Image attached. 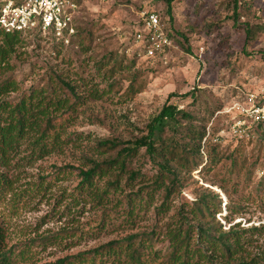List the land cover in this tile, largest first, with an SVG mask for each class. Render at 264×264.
<instances>
[{
    "label": "rangeland",
    "instance_id": "374dc122",
    "mask_svg": "<svg viewBox=\"0 0 264 264\" xmlns=\"http://www.w3.org/2000/svg\"><path fill=\"white\" fill-rule=\"evenodd\" d=\"M239 11L237 19L230 0H176L171 8L163 0H82L77 24L91 36L60 47L22 35L12 70L0 74V80L12 76L19 83L5 101L14 107L31 91H45L47 101L68 99L74 105L50 108L54 123L62 125L60 142L50 152H41L35 145L39 136L31 133L7 165H0L10 182L0 199V216L18 264H54L153 231L154 249L165 252L164 233L184 223L197 225L192 210L202 198L210 201L224 232L238 233L243 250L235 261L264 264V125L242 140L233 129L235 102L264 89V0H242ZM152 14L163 31L159 48L144 31ZM235 23L251 25L254 38ZM135 75L145 88L132 96L127 91ZM167 104L193 117L189 125L182 121L180 130L200 129L206 136L199 155L192 149L195 141L183 138L191 162L172 163L178 185L165 211L157 209L170 180L166 174L165 184L158 180L162 159L145 149L127 159L125 172L112 165L105 176H96L100 190L117 179L121 190L110 188L100 201L83 195L80 170H89L92 162L107 164L124 147L100 143L142 137ZM161 134L166 141L173 137L172 125ZM195 161L202 165L194 168ZM131 172L138 175L130 179Z\"/></svg>",
    "mask_w": 264,
    "mask_h": 264
},
{
    "label": "trees",
    "instance_id": "16d2710c",
    "mask_svg": "<svg viewBox=\"0 0 264 264\" xmlns=\"http://www.w3.org/2000/svg\"><path fill=\"white\" fill-rule=\"evenodd\" d=\"M82 4V0H78ZM168 7L176 0H163ZM234 10V16L240 17V8L242 0H230ZM1 5V0H0ZM169 13L171 10L169 9ZM237 22V20H236ZM79 24V23H78ZM243 27L246 30L247 37L251 40L254 38V31L248 23L243 25L234 24ZM77 42L85 34L91 36V31L81 28L78 25ZM21 33L3 34L0 33V74H6L12 70L11 59L17 53L18 48L22 44ZM37 38L53 41L60 47H66L53 37H45L42 34H34ZM90 38V37H89ZM76 42V41H75ZM189 51V50H188ZM118 63L114 65L113 68ZM115 69H112V72ZM110 71V70H109ZM58 82L67 88L70 93L77 97L75 89L69 84L62 81L56 76ZM138 75L133 76L132 83L128 89L130 95L140 93L145 84H139ZM19 90V83L12 76L4 80H0V114L7 113L4 118L0 115V165L6 166L8 157L20 146L21 141L31 133L37 134L35 145L40 147L41 152L48 153L49 149L58 144L62 125L54 123L56 118L51 117L50 108L53 110L73 109V105H69L68 99H58L56 101H47L48 95L45 91H31L28 96H24L21 102L14 107H10L5 101V97ZM191 94V93H189ZM186 96V95H184ZM193 96V94H192ZM78 99V98H77ZM193 117L186 111L179 109L176 105H165L157 117L147 126L145 134L134 140L122 142L119 140H105L100 144L111 149L118 148L122 145V149L118 152L114 159L108 161L107 164H99L92 162L93 166L87 170H80L82 182L79 185L83 195L91 196L99 201L110 192L113 188L115 192L121 190L119 180L111 182L105 190H100L95 182L98 175L100 178L105 176L106 172L112 165L120 166L122 172L127 169V159L134 156L139 150L145 149L153 158L159 157L162 161L159 166L162 176L158 180L163 181V174H166L170 180V185L166 187L164 199L165 202L158 208V212L165 211L166 202L178 185V175L172 167L174 162H186L190 164V159L186 157V150L183 149L182 140L188 137L195 141L192 146L194 153L200 154L201 142L205 138V131L196 130H180L185 127L182 121H186L189 125ZM45 123V125L43 124ZM172 125L174 132L173 137L167 141L161 138V133L166 126ZM187 125V126H188ZM179 129V130H178ZM51 144V147H48ZM179 160V161H178ZM235 163V160H233ZM202 161H195L194 168L201 166ZM106 168V169H105ZM106 170V171H104ZM138 173L130 174V179H134ZM10 186V182L0 173V199L5 189ZM138 196V195H136ZM129 203L133 202L132 195L129 197ZM214 199L219 200V208H221L222 199L218 193H214ZM133 209L130 208V213ZM133 214V213H132ZM195 220L199 221L197 225L184 223L180 227L168 228L164 233V238L168 242L166 251L154 249L155 231L151 233H138L129 235L128 237L112 241L97 249L90 250L73 257L58 260L54 264H105V261L111 260V264H219L218 260H224L223 264H250L249 261L235 258L243 250L241 239L237 237L236 232H224L222 225L216 221V213L208 198H202L192 210ZM0 264H18V257L12 249L7 245V233L0 216Z\"/></svg>",
    "mask_w": 264,
    "mask_h": 264
},
{
    "label": "built area",
    "instance_id": "2783aa9c",
    "mask_svg": "<svg viewBox=\"0 0 264 264\" xmlns=\"http://www.w3.org/2000/svg\"><path fill=\"white\" fill-rule=\"evenodd\" d=\"M79 11L78 0H1L0 33L42 34L66 47L72 46L78 34ZM144 31L159 48L163 31L156 14L145 21ZM233 109L237 114L234 133L239 139H245L254 128L264 125V89L262 93H249L242 102H235Z\"/></svg>",
    "mask_w": 264,
    "mask_h": 264
}]
</instances>
